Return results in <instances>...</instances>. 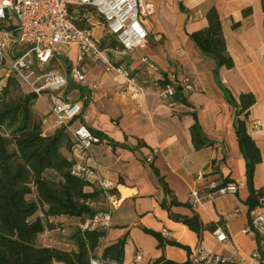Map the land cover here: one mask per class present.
Wrapping results in <instances>:
<instances>
[{
    "label": "crops",
    "instance_id": "1",
    "mask_svg": "<svg viewBox=\"0 0 264 264\" xmlns=\"http://www.w3.org/2000/svg\"><path fill=\"white\" fill-rule=\"evenodd\" d=\"M150 1L154 13L147 19L146 43L123 58H112L116 60L115 65L121 63L127 67V75L107 70L104 64L88 59L79 61L78 49L72 46L62 47L50 66L66 75L74 66L85 73L87 83L81 85L70 79L63 95L67 100L82 104L86 118L79 123L99 133L102 139V144L91 148V156L85 162L95 163L99 174L114 182L112 192L118 200L117 207L96 252L101 256L103 248L126 237L123 264H147L162 255L178 263L188 258L194 263L198 250L212 255H231L232 248L216 239V232L222 230L240 252L259 251L264 255V240L243 232L250 225L252 211L260 201L255 204L252 199L246 159L237 139L234 106L241 92H252L256 97V103L250 108L248 132L262 154L253 186L264 188V12L261 0ZM212 7L220 16L226 47L234 61L233 68L223 67L217 72L216 62L202 53L192 37L194 32L208 25L206 14ZM102 28L103 22L97 19L95 30ZM170 74L188 76L195 84L193 90L175 100L173 107L160 97L161 83ZM4 75L5 69L0 68V78ZM92 85L97 87L93 89ZM50 106L49 93L37 98L33 105L42 120L43 133L48 136L58 128ZM257 122L260 127L254 129L252 125ZM196 123L205 138L212 142L197 150L191 132ZM77 125V122L73 124V128ZM65 154L70 160L77 158L72 152ZM151 156L152 161L147 162ZM152 165L176 200L184 204L172 206V213L181 216L196 213L208 226L201 237L170 218L162 207L163 199L170 201V198L165 197ZM199 172L204 176L202 182L197 180ZM231 182L241 183L236 193L215 196L213 200L192 206L190 189L198 188L203 193L211 183ZM94 189H98L94 183L87 187L88 191ZM100 201L98 209L104 210L107 200L103 194ZM48 221L54 226L46 228L37 243L77 251L72 236L82 224L80 218L62 215L49 217ZM58 226H64L60 233ZM146 229L159 233L167 229L171 233L167 240L189 247L191 253L172 244L159 248L157 239Z\"/></svg>",
    "mask_w": 264,
    "mask_h": 264
},
{
    "label": "trees",
    "instance_id": "2",
    "mask_svg": "<svg viewBox=\"0 0 264 264\" xmlns=\"http://www.w3.org/2000/svg\"><path fill=\"white\" fill-rule=\"evenodd\" d=\"M261 4L264 12V0H261ZM206 18L208 25L192 34L194 41L205 56L216 62L215 72L223 67L233 68L234 61L228 53L217 10L212 7ZM100 46L114 49L117 41L107 35L100 40ZM182 95L181 88L177 87L174 99L179 100ZM36 99L35 94L16 75L8 74L0 78V264H90L93 258L123 264L126 237L103 248L101 256L97 257L96 250L107 233L102 229L78 227L72 236L77 251L37 243L46 228L54 226L48 221L49 217H78L82 224L92 218L100 211L98 206L101 204L102 191H88L90 184L72 174L76 160L68 159L65 152H72L76 140L69 130L61 127L53 135H44L42 120L33 109ZM255 103L256 97L252 92H241L234 106L237 139L246 159L247 180L256 204L264 197V188L255 189L253 186L256 166L262 161L260 148L248 132L250 108ZM191 132L196 150L212 144L197 123ZM152 170L165 197L170 198V201L164 198L161 204L169 217L201 237L208 226L202 223L196 213L191 216L172 213V206L184 204L172 195L153 165ZM145 231L157 239L159 248L172 244L191 253L189 247L169 241L159 232ZM147 264L196 263L190 258L178 263L162 255Z\"/></svg>",
    "mask_w": 264,
    "mask_h": 264
},
{
    "label": "built area",
    "instance_id": "3",
    "mask_svg": "<svg viewBox=\"0 0 264 264\" xmlns=\"http://www.w3.org/2000/svg\"><path fill=\"white\" fill-rule=\"evenodd\" d=\"M154 13L150 0H0V68L5 75L19 77L37 98L49 93L51 98L50 114L58 128L65 127L76 140L72 153L77 156L72 174L94 183L107 200L104 210L96 212L92 218L81 224L82 229L107 230L112 212L118 200L113 194L114 182L102 177L95 163L87 164L91 148L102 144V139L93 133L83 122V106L80 102L67 100L63 93L70 79L85 85L87 77L79 66L72 67L66 75L57 68H51L53 60L64 46L78 49V60H91L104 64L107 70H115L127 75L124 64L115 65L112 58L125 57L130 51L146 43L147 19ZM102 20L106 35L117 41L114 49L102 48L93 28L96 21ZM100 20V21H101ZM102 39V38H101ZM131 82H135L130 78ZM160 87V97L168 106L176 105V88L191 91L194 82L188 76L170 74ZM92 85V88H96ZM77 122V127L73 124ZM254 129L260 127L254 123ZM152 161V156L146 159ZM197 180H204L203 173L197 174ZM240 182L227 184H209L206 192L197 188L190 189L192 206L203 200H213L215 196L234 194L240 188ZM256 205L251 215L250 225L244 233L253 234L264 240V197ZM162 236L170 238L171 233L162 229ZM216 239L232 248L230 256L212 255L203 250L196 251V264H264V255L259 251L250 254L240 252L224 231L216 232ZM97 257L100 254L96 252ZM140 259V256L137 257ZM90 264H117L113 261H101L93 258Z\"/></svg>",
    "mask_w": 264,
    "mask_h": 264
},
{
    "label": "rangeland",
    "instance_id": "4",
    "mask_svg": "<svg viewBox=\"0 0 264 264\" xmlns=\"http://www.w3.org/2000/svg\"><path fill=\"white\" fill-rule=\"evenodd\" d=\"M101 20V19H100ZM102 21V20H101ZM94 33H95V35L98 37V38H100V40L102 41L107 35H106V29L104 28H102V29H100V31L99 30H95V27H94ZM101 33L103 34V35H101ZM101 35V36H100ZM102 38V39H101ZM57 56H59V55H57ZM60 64H62V62H60ZM53 65H54V63H53ZM101 210V209H100ZM60 224H63V223H60ZM65 227H68V225L67 226H65ZM70 228H72L73 226H69ZM58 228H59V233L62 231V229H64V226L63 227H61V226H58Z\"/></svg>",
    "mask_w": 264,
    "mask_h": 264
}]
</instances>
